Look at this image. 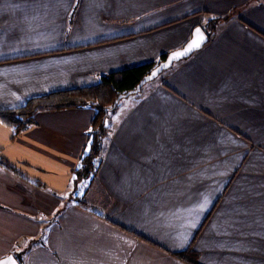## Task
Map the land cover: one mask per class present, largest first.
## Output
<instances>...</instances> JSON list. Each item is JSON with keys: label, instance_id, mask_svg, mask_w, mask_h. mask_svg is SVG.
Instances as JSON below:
<instances>
[{"label": "crops", "instance_id": "1", "mask_svg": "<svg viewBox=\"0 0 264 264\" xmlns=\"http://www.w3.org/2000/svg\"><path fill=\"white\" fill-rule=\"evenodd\" d=\"M212 18L209 42L108 122L89 207L64 203L47 246L40 217L72 184L94 110L40 112L16 135L0 122L18 170L0 163V258L23 240L48 264H190L172 253L189 248L264 264V0H0V109L158 63Z\"/></svg>", "mask_w": 264, "mask_h": 264}, {"label": "trees", "instance_id": "2", "mask_svg": "<svg viewBox=\"0 0 264 264\" xmlns=\"http://www.w3.org/2000/svg\"><path fill=\"white\" fill-rule=\"evenodd\" d=\"M219 21L220 20L218 18H212L209 20L208 25L206 26L209 34H212L217 28ZM166 57L167 53L163 54L161 60ZM159 62L142 64L120 71L111 72L104 76L100 83L90 88L83 87L71 90H62L47 93L41 96L31 97L27 99L23 105L17 108L0 109V122L9 127L13 131L14 135H16L32 125L35 122L36 115L40 112L86 106L91 107L94 110V116L88 131L87 143L79 159L78 166L72 171V183L74 186H79L85 180H91V183L88 184L90 187L95 180V178L93 179V176H96L97 174L98 159L100 158L103 150V140L108 134L107 124L109 122L108 118L110 112L117 108L120 100L125 96H123L116 104L117 98L120 95H125L129 91L135 89L141 80L148 73H150V71L158 65ZM105 89H109L111 91L106 93L104 92ZM112 94H114V96ZM111 95L113 96V103L109 106L107 101L110 100ZM0 163L12 171L18 172L14 165L7 162L2 157H0ZM77 203L89 207V204L84 201V199L79 200ZM94 213L97 214L96 212ZM138 236L149 241L141 235ZM172 253L190 264H201L199 262L198 253L191 248L185 251ZM15 256L19 259L17 255Z\"/></svg>", "mask_w": 264, "mask_h": 264}, {"label": "rangeland", "instance_id": "3", "mask_svg": "<svg viewBox=\"0 0 264 264\" xmlns=\"http://www.w3.org/2000/svg\"><path fill=\"white\" fill-rule=\"evenodd\" d=\"M176 63V62H175ZM174 63V64H175ZM168 70V69H167ZM164 72V71H163ZM162 72V73H163ZM161 73V74H162ZM160 74V75H161ZM159 75V76H160ZM158 76V77H159ZM157 77V78H158ZM156 79V78H155ZM154 79V80H155ZM153 81V80H152ZM150 83H151V81H150ZM150 83H148V84H150ZM147 84V85H148ZM147 87V86H146ZM145 87V88H146ZM111 90H109V89H105L104 90V92H106V93H109ZM138 94L139 93H134V94H131V95H129V96H126V97H124L123 99H121L120 100V102H119V104H118V106H117V108L115 109V110H113V111H111L110 112V115H109V118H108V121H109V124L111 125L112 124V120H114V122H115V118H117L116 117V114H119V111H123V110H125V108H126V106L128 105V104H131L132 102H134L135 101V99L137 98V96H138ZM113 96H114V94H112ZM110 96V100H108L107 101V104L110 106V105H112V103H113V96ZM120 108V109H119ZM111 122V123H110ZM96 176H97V174H96ZM96 176L94 175L93 176V179L95 178V180H96ZM94 180V181H95ZM91 183V180L90 181H88V180H85L83 183H81L79 186H74V184L72 183V184H70V186H69V188L67 189V190H65V191H63V192H57V195H58V197L60 198V200H61V205H60V207L59 208H57V210H56V212L53 214V215H44V214H42V216L40 217V219H41V221H42V223H41V226H42V228H41V233H40V237H39V239H38V242L42 245V246H44V245H46L47 244V242H46V236L49 234V231H50V229H49V227L51 226V222L52 221H54V219L56 218V220H58V218H60V215H61V213H63L64 212V210L66 209V207H65V205H64V203H67V205H68V203H70V200H81V199H84V201H86V195H87V192L86 191H84L85 189H86V187L88 186V184H90ZM66 205V206H67ZM94 211H98V212H104V208L102 209V208H100L99 206H94ZM46 218V219H45ZM37 240V239H36ZM21 243H23V240H18L17 241V243H16V247L18 248V249H20V247H22L23 245L21 244ZM47 246V245H46ZM35 247H37V245L35 246ZM18 249L16 250L15 248H12V250H10L11 252L10 253H12V254H14V255H17L18 257H19V262H20V264H28V262H29V264H48V260H47V258L45 257V255L43 254V253H41L40 251L39 252H36L35 254H33L32 256L31 255H29V257H26L25 256V258L24 257H22L21 255H20V253H19V251H18ZM32 251V250H31ZM9 254V253H8ZM7 254V255H8ZM6 256V255H5ZM48 257V256H47ZM28 258V259H27Z\"/></svg>", "mask_w": 264, "mask_h": 264}, {"label": "water", "instance_id": "4", "mask_svg": "<svg viewBox=\"0 0 264 264\" xmlns=\"http://www.w3.org/2000/svg\"><path fill=\"white\" fill-rule=\"evenodd\" d=\"M197 29H199V33H197ZM210 40V34L208 31H206L202 26H197L193 30V35L192 37L184 44V46L175 49L167 54V57L159 62L158 65H156L150 73H148L142 80L141 82L137 85V87L131 91H129L125 95H120L117 100L116 104L118 101L123 97V96H129L134 93H139L142 90V87L157 78L163 71L170 69L175 62H179L183 59H186L193 55L196 51H199L202 49ZM193 45L190 50L185 51L186 49H189V46ZM198 45V46H197ZM179 54L174 56L173 54ZM182 53V54H181ZM0 261H8L9 264H20L19 260L17 257L10 253L6 256H3L0 258Z\"/></svg>", "mask_w": 264, "mask_h": 264}, {"label": "snow or ice", "instance_id": "5", "mask_svg": "<svg viewBox=\"0 0 264 264\" xmlns=\"http://www.w3.org/2000/svg\"><path fill=\"white\" fill-rule=\"evenodd\" d=\"M197 31V33H199V29H197L196 30ZM193 45H190L189 46V49H186L185 51H187V50H190V48L192 47ZM198 46V45H197ZM182 54V53H181ZM174 56H176V55H179V54H173ZM0 264H9V262L8 261H0ZM13 264H14V262H13Z\"/></svg>", "mask_w": 264, "mask_h": 264}]
</instances>
